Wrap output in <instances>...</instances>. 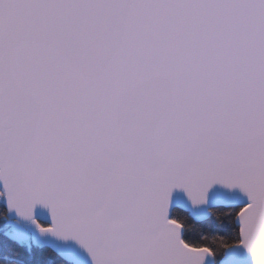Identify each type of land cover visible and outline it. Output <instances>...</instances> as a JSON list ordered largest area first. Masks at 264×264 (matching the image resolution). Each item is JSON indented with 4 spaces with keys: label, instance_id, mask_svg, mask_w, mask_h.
Here are the masks:
<instances>
[{
    "label": "snow or ice",
    "instance_id": "1",
    "mask_svg": "<svg viewBox=\"0 0 264 264\" xmlns=\"http://www.w3.org/2000/svg\"><path fill=\"white\" fill-rule=\"evenodd\" d=\"M0 264H264V0H0Z\"/></svg>",
    "mask_w": 264,
    "mask_h": 264
},
{
    "label": "trees",
    "instance_id": "2",
    "mask_svg": "<svg viewBox=\"0 0 264 264\" xmlns=\"http://www.w3.org/2000/svg\"><path fill=\"white\" fill-rule=\"evenodd\" d=\"M185 215H187V214H185ZM213 219H214V218H213ZM190 224H191L192 227L195 228L197 231H199L200 228H201V226L203 225V226L206 228V230H205V232L203 233V235L207 238V240H208L209 242L212 240V237H213V236H216L217 238H219L220 236H223V235H224L223 231H221V230H217V231H215V232L211 231V230L207 227V225H206L204 222H202V221L190 220ZM216 226H217V228L219 229V222H217V225H216Z\"/></svg>",
    "mask_w": 264,
    "mask_h": 264
}]
</instances>
